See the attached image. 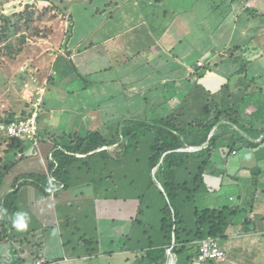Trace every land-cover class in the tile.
<instances>
[{"label":"crops","instance_id":"crops-1","mask_svg":"<svg viewBox=\"0 0 264 264\" xmlns=\"http://www.w3.org/2000/svg\"><path fill=\"white\" fill-rule=\"evenodd\" d=\"M158 1L155 0V2ZM200 1V6L203 7V13L200 16L203 19L208 18L209 9L218 7L219 2H224V0ZM229 2L225 16L212 31H208V36L203 34L200 36L198 32L195 37L197 42L194 44L186 40L187 32L193 30L192 28L197 25L199 19L198 12L192 7L179 9L170 15V22L165 24L162 30H159L156 46L153 45L151 50L158 49L153 52L142 51V48L149 47L137 38H129L126 42H120L119 39L122 36L120 32L107 36L101 35L97 39L93 38L91 33L84 45L81 43L85 39V34L83 37H78L79 34L74 35V28L67 44L65 35L63 38L59 36V39H54L55 42L61 43L60 47L51 48L49 51H52L42 60L44 63L49 60L47 69L50 68L54 71V76L44 92L38 118V132L44 136L42 141L45 144L42 147H39L38 142L24 144V149L28 153H32L37 146L41 151H47L50 154L53 146L52 140L49 138L51 132L76 133L81 126L97 124L101 114L92 106L95 102L102 103L101 110L105 106L109 110L110 104L118 106L126 101L131 104L145 103L144 97L149 98L148 103L150 104L163 102L176 104L180 101L178 97L183 94L186 96L196 94L199 97V102L203 103L204 98L206 99L208 95H214L222 103L242 100L243 121L238 126L234 123L221 121L219 126H216L212 131V133L221 131L225 134L228 142H235V146L227 156L220 150L216 153L212 164L204 174L202 190L203 195L211 194L212 199L218 200L217 206L206 207L218 208L229 205L230 200L234 199L232 194L228 195L222 192L223 188L221 187L224 185L230 187L235 191L236 203H238L234 205L240 206L242 210L246 209L248 215L237 214L230 221L225 230V236L219 238L220 246L225 252V260L214 261L212 264L235 263L240 255L241 246L259 247L264 243V81H258L259 79L263 80L262 76H264V0H229ZM247 5L255 15L249 17L250 15L245 12ZM256 10L260 14H256ZM154 13L159 16H167L165 9ZM126 14L129 13L125 12L122 16L123 22H126L124 18ZM254 16H259L257 22L254 21ZM240 17L241 22L238 24L237 21ZM147 18H149V13H147ZM177 18L179 19L177 20ZM174 19L176 20L173 21ZM203 19L201 20L203 21ZM226 23L230 26L224 29ZM133 26L125 27L132 37ZM249 28L251 36L248 39V46L243 43V40L247 39L244 36L248 34ZM203 40L205 42L209 40L210 45L204 46ZM68 43L70 44L68 45ZM241 45L249 47V52L245 51L246 47H243L247 63L244 65L234 64L236 57H230L233 55L230 53H238ZM80 48L81 50H79ZM231 48H233L232 51ZM94 52L97 54L96 57ZM81 53H86V57L80 58V64L86 61L91 65L78 71L77 55ZM33 54L37 57L45 53L38 51ZM205 54L208 56L204 59ZM199 60L203 62L202 66H197ZM190 68L193 69V72L195 71L193 74L189 72ZM112 71L116 73L112 74ZM202 71L204 72L202 76L197 75ZM260 72L263 73L259 74ZM45 73L39 74L40 76L34 74L40 79ZM93 74H97L95 81H93ZM89 75H91V79L88 81L85 78ZM78 79L79 81L74 84V81ZM255 80L257 81L255 82ZM226 84L228 87H225ZM256 85L260 87L261 91H247L249 87L252 90V86ZM258 93H261L259 96L261 99L256 96V94L259 95ZM21 107L18 108L19 114ZM133 110L139 111L137 108H133ZM40 138L38 141L41 140ZM63 140L64 138L61 140V144ZM1 146L3 150L6 147ZM192 147L200 149L201 146ZM220 148L226 149L227 147L223 145ZM10 185H7L6 188L8 189ZM29 186L36 188L39 197L45 198L47 195L55 198L52 192L45 193L35 185ZM18 196L15 200V209L20 200ZM248 200L249 205L247 204ZM54 204L56 209L61 204H65V201H56ZM94 206L92 213H89L88 210L81 211L85 217L81 218L85 220V226L90 229L92 227L96 233L95 235L81 233L82 236L79 237L76 244L80 250L76 252V255L75 253L71 254V251L67 252L65 246L67 242L62 237L60 227L56 228L55 224L48 226L50 228L44 227L51 233V239L48 240L49 244L46 247L53 248L52 252L45 250L44 241H41L40 238L31 241L23 236L28 234L27 230L12 234V226L9 229L10 232L4 233L7 235L5 241L10 243L12 248H16L15 245L19 242L18 249L23 253L27 251L26 256H31L30 260L21 256L19 259L22 264H35L38 258H45L46 263L44 264H78L76 262L80 257L85 260V264H138V262L186 264L172 251L173 244L168 246L162 236H157L158 240H154L148 234L147 229L142 231L143 234H148L147 238L149 239L144 245L138 243L137 240L130 244L118 240L119 243L116 244L115 239L106 234H103L101 239L97 234V231L100 230L96 224L97 211H104L105 207L96 208ZM99 217L100 221L105 222L106 218L103 215L100 214ZM110 219L115 224V217L107 218L108 221ZM140 221V219H136L139 224ZM66 222H68V216H66ZM112 229L115 231L114 228ZM32 230L34 231L35 228ZM130 232L126 228L123 231L119 229L118 235H122L125 239H131L133 235ZM8 239H10L9 242ZM23 240L27 245L23 246ZM161 249L164 251L162 252ZM254 254L256 253L253 251L252 256Z\"/></svg>","mask_w":264,"mask_h":264},{"label":"trees","instance_id":"trees-1","mask_svg":"<svg viewBox=\"0 0 264 264\" xmlns=\"http://www.w3.org/2000/svg\"><path fill=\"white\" fill-rule=\"evenodd\" d=\"M114 5L115 1H106L103 8H97L95 12L106 11L107 15L112 17L114 8L111 10L106 8ZM11 7L13 11L7 15L0 8V51L12 48L14 57L11 59L17 58V69L23 61H29L31 67L38 66L37 72L35 69L34 73H45V69L39 65L44 63L42 60L51 51L36 57L32 52V46L35 44L29 37H47L48 32L54 31L53 27L46 26L43 21L46 16L57 17V14L51 11L58 7L48 0H14ZM255 13L260 14L257 10ZM61 21H64L63 15L57 22ZM73 25L74 20L69 14L67 25L60 30L66 37V44ZM60 26L61 24L58 27ZM26 44L29 45L27 50L33 55H28L26 51L24 55L20 51ZM6 54L0 53V66L3 64L2 57L10 56ZM22 58L24 60H21ZM203 71L197 75L202 76ZM225 87H228L227 84ZM189 95L183 94L178 97L180 101L176 104L166 102L149 104V98L144 97L145 103L140 107L141 114L133 110L132 104L130 106L126 103L118 106L110 104L109 110L106 106L101 110L102 103L95 102L92 106L101 114L97 124L81 126L76 133L66 131L49 133L53 146L47 156L46 171L41 174L31 171L23 176H17L8 189L2 187V183L11 163L3 161L0 157L1 209L6 210L0 215V225L4 229L0 231V239L5 240L7 237L4 234L5 230L11 228L9 223L12 211L15 209V200L23 184L35 185L45 193L52 192L58 201V196L64 190L77 187L79 182L83 186H90L94 193H98L113 192L126 180L129 186L136 190L141 187V193L137 195L139 198L147 197L149 186H153L163 198V204L159 207L161 216L158 224L161 236L168 246L173 244L171 249L179 256L178 258H182L186 264H191L200 240L207 236L223 238L230 221L244 210L236 205L218 208L194 206L193 225L188 226L178 203L189 201L204 187V174L216 153L220 150L227 156L235 146V142H228L221 131L213 132L208 138L209 133L219 126L221 121L238 126L244 119V113L242 100L222 103L214 95H208L203 103L199 102L198 95ZM30 110L31 103L28 102L21 108L17 117L29 115ZM15 115L16 111L13 109L4 110L0 114V122L7 123L14 119ZM39 137L42 141L44 136L38 132L36 142ZM1 140L0 143L6 146L5 151H9L11 146H17L15 157L25 156L22 153L25 140L5 135L1 136ZM29 143L34 144L33 141ZM204 143L206 145H203ZM223 145L227 148L221 149ZM188 146L201 147L192 151L180 150ZM154 166L156 168L152 172ZM132 171L136 176H130L129 172ZM39 178H44L45 183ZM157 183L161 188L156 185ZM73 184L75 185L71 186ZM214 261L216 260L210 259L203 261L202 264H212Z\"/></svg>","mask_w":264,"mask_h":264},{"label":"rangeland","instance_id":"rangeland-1","mask_svg":"<svg viewBox=\"0 0 264 264\" xmlns=\"http://www.w3.org/2000/svg\"><path fill=\"white\" fill-rule=\"evenodd\" d=\"M14 0H3V2H0V8L3 10L4 3H13ZM49 2H52L55 6L58 7V9H53L51 12L56 13L57 17H48L44 19V23L46 26L53 27V34L48 32L47 37L43 36H34L29 37L33 40V43L35 44L32 46V52H49V50L59 48L61 43L55 42L54 39L58 38L59 36L61 38L64 37L62 31L64 26L67 25V18L69 14H71V17L74 20V29L73 33L74 35L79 34L78 37H83L85 34V39L82 41L81 44L84 45L85 41H88V35L92 33V37L97 39L101 35H110V34H116L120 32L122 35L119 39L120 42H126L127 39L131 38H137L141 42H143L146 46L149 48H142V51H152V46H156V37L159 30H162L163 26L170 22V15L172 13H175L179 9H185L186 7H192L195 9L199 16H198V23L195 27H193L192 31L187 32L186 40L194 44L197 42V38H195L198 35V32L203 35L208 36V31H212L217 23L225 16V13L227 12L228 4H230L229 0H224L222 3H218V7L214 9H209L208 18L201 17L200 15L203 13V7L201 5L200 0H159L158 2H155V0H112L116 2V5L114 7H107L106 10H111L114 8L113 16L107 15V12L104 13H96L95 10L97 8H103V4L106 1L110 0H48ZM205 2H209V0H206ZM46 3V2H43ZM41 3V4H43ZM189 6H187V5ZM186 5V6H185ZM212 8V7H211ZM137 9V11H136ZM167 11V16H159L155 15L154 12L158 13L160 10ZM146 10V11H144ZM155 10V11H154ZM125 12L129 13L125 15L126 22H123L121 20L125 14ZM245 12L250 15L249 17L255 15L254 12H252L251 9H249V5H247V8L245 7ZM147 13H149V18H147ZM63 15L64 21H61L60 23L57 22L59 20V17ZM179 18H177L178 20ZM203 19V21L201 20ZM230 19V17H229ZM62 20V19H61ZM174 19L173 21H175ZM241 17L237 21L239 24L241 21ZM259 20V16H254V21L257 22ZM128 22V23H127ZM59 24H61L60 27ZM134 27V34L133 37L130 36V33L125 29V27ZM230 24L226 23L224 29L228 28ZM235 29L237 27H234ZM239 30V29H237ZM236 30V31H237ZM95 31V32H92ZM250 28L247 35L244 36V38H247L243 40L246 45H248L249 36L250 35ZM97 33V34H96ZM129 34V35H128ZM260 39V38H259ZM70 42V41H69ZM234 42V39H233ZM15 43V42H13ZM201 43V42H200ZM203 45H210V41L208 40L205 42L202 41ZM70 43H68L69 45ZM13 45V44H12ZM249 46V45H248ZM12 47V46H11ZM27 47H29L28 44L23 45L20 48V51H22L25 55V51L28 55L31 54ZM243 47L245 48V51L249 52V47L245 45H241L240 50L238 53H233L230 57H236L234 64L240 63L241 65L246 64L245 60V53L243 51ZM207 48V47H206ZM229 48V47H228ZM227 48V49H228ZM158 48H155L153 51H155ZM12 48H9L7 50L1 49L0 53L6 52V56L9 54L10 56H3L2 57V65L0 66V114L3 113L4 110L13 109L18 112V108L20 106H24V104L30 102L29 94L35 89V84L31 82L30 75H32L34 78H37V76H40L39 74L36 76L34 74L35 69L37 72V65L34 67L30 66L29 61H23L22 64L19 66V68H16V59H11L13 56V52L11 51ZM76 50V48H74ZM81 50V48L79 49ZM233 48H231V51ZM52 51V50H51ZM152 51V52H153ZM86 53H81L80 55H77L78 58V66L79 70H82L85 68V66L91 65L87 64L86 61L82 64L81 59H84L86 57ZM2 55V54H1ZM0 55V57H1ZM227 55V54H226ZM94 56L96 57L97 54L94 52ZM208 56V54H205L204 57ZM225 56V55H223ZM16 57V56H15ZM87 59V58H86ZM205 59V58H204ZM21 60H24L23 58ZM89 60V59H88ZM249 63V62H248ZM259 63V62H258ZM49 65V60L46 63H41L39 65L40 68L45 69L44 72H46L40 79L41 81L44 78H47L48 85L51 82V78L54 76V71L50 68L47 69ZM90 67V66H89ZM24 71L25 73H21ZM43 73V72H42ZM40 73V74H42ZM112 74L116 73L115 71L111 72ZM249 75V71L247 72ZM263 72H260L259 74H262ZM26 75V77H25ZM27 78V79H26ZM258 79V77H256ZM24 79V80H23ZM86 80L91 79V75H89ZM97 79V74H93V81ZM264 81V76H262ZM77 81H74V84L77 83ZM257 80H255L256 82ZM34 84V86H33ZM257 86V85H256ZM255 86V87H256ZM32 87V89H31ZM252 86V90L249 87L247 91L249 92H258L261 91L260 87L257 86L255 88ZM264 88V86H263ZM264 91V90H263ZM255 94V93H254ZM259 94V93H258ZM256 96H261V93L259 95L256 94ZM246 98V97H245ZM256 98V97H255ZM258 99H261L260 97ZM100 103V102H99ZM130 106V102H126ZM150 104V103H149ZM104 105V104H103ZM26 106V105H25ZM132 106L134 108L139 109L138 113L141 114L142 110L140 109L141 103H133ZM243 106V103L241 104ZM21 107V108H22ZM40 113V111H39ZM17 114L15 116H17ZM68 132V131H66ZM60 133V132H59ZM3 134L0 133V141L1 136ZM29 144L28 140H25L23 144ZM38 143L40 144L39 147L44 146L45 142L39 140ZM2 144L0 143V157L3 158V161L11 163V167L9 169V172L6 174L5 179L2 183V187H6L7 185L12 184V182L15 180L17 176H23L25 174L30 173L33 171L34 173H42L46 171V163H47V156L49 155V152L41 151L37 146H35V149L32 153H28L25 149L23 150V154L25 155L23 158H16L14 153L17 152L18 148L17 146H11L9 148V151L3 150ZM49 150V149H48ZM5 157V158H4ZM232 159V158H230ZM152 171V169H151ZM145 173V171H144ZM130 176H134L135 173L129 172ZM146 175V174H145ZM136 176V175H135ZM73 178V176H72ZM42 183H45L44 178H39ZM28 185H21L19 189V203L16 209H14L11 215L10 225L12 226V220L15 218L16 213H26L28 217V227L27 231L28 234H25L23 236L27 237V239L34 241L37 238H40L41 241H44L43 245L45 246V250L48 252H52L53 248H47L46 246L49 244V241L51 239L50 231L45 230L44 227L52 226L53 224L57 227H60L61 234L66 243V250L67 252L71 251L72 253L77 254L76 252H79V248L76 247L77 240L80 236H82V232H85L86 234H93L95 235V230L91 227L85 226L84 219L81 218L84 215L81 213V211H89V213L94 212L93 206L95 205L96 208L99 207H105V210H99L97 211V220L96 224L98 228L100 229L97 231V234L99 236L103 237V234H106L108 236L113 237L115 240L114 242L118 244L119 241H124L128 244L133 243L137 240L138 243H141L142 245L146 244L148 242L147 235H151L154 240H158L156 238L157 236H161V232L159 231L158 224L160 219V211L159 207L163 204V198L158 194V192L154 189L153 186L148 187V194L147 197L142 199L139 198L137 195L141 193L140 188L137 190L135 188H132V186H129V183L123 182L119 189L114 190L113 192L110 191H98V193H94L93 188L90 186H83L81 182L77 184L75 188L66 189L64 190L58 197V201H65V204H61L55 209V204L57 200L51 196H45L39 197L38 192L36 191V188H33ZM75 184L71 185L74 186ZM158 186V184H156ZM15 187V186H14ZM159 187V186H158ZM223 193L225 194H232L234 197L233 200H230L228 203L230 206L236 203V195L235 191L233 189H230L228 186H223ZM203 188L199 190L198 193H196L189 201L186 202H180L178 203V207L183 211L184 218L187 222L188 226L193 225V210L194 206L197 207H206V206H217L218 200L212 199L211 194H205L203 195ZM0 196H1V190H0ZM38 196V198H37ZM125 196V197H124ZM227 201V200H226ZM225 201V202H226ZM95 203V204H93ZM249 203V200L247 204ZM69 204V205H68ZM145 204L148 206L146 207ZM249 205V204H248ZM94 206V207H95ZM2 207L1 204V198H0V209ZM139 209H142V211H138ZM249 209V208H248ZM103 215L105 219V222L100 221V217ZM245 214L244 216L248 215L247 210L241 211V215ZM66 216H68V222H66ZM112 216L115 217V224L111 222V219L108 221L107 218H111ZM99 217V218H98ZM85 218V217H84ZM94 218V216H93ZM136 219H140L141 223H137ZM13 227V226H12ZM76 227H79V229H76ZM35 228L33 231L32 229ZM50 228V227H48ZM114 228L115 231H112ZM127 229L128 232H130L133 235V238L131 239H125L122 235H118L119 229L122 231L124 229ZM147 229V233L143 234V230ZM3 227L0 225V231H3ZM6 232H10L9 229L5 230ZM17 231L23 232L25 230H17L13 227L12 234L16 233ZM110 237V238H111ZM10 239H8V242ZM69 241V242H68ZM23 246L26 244V241L23 240ZM137 243V244H138ZM19 242L15 245L16 248H12L10 246V243H7L5 240H0V263L2 264H22L21 260L19 259L21 256L27 257L29 260L31 259V256H26V252H21L20 249H18ZM27 245V244H26ZM75 250H72L73 248ZM101 247V246H100ZM99 247L97 246V249ZM102 248V247H101ZM26 249V248H25ZM253 251L256 253L254 256H252ZM217 261V260H216ZM78 264H85V260L81 257L76 262ZM50 264V263H49ZM137 264V263H135ZM138 264H145L142 262H138ZM231 264H264V243L260 245L259 247L247 245L245 247L241 246V251L239 257H237V261L235 263Z\"/></svg>","mask_w":264,"mask_h":264},{"label":"built area","instance_id":"built-area-1","mask_svg":"<svg viewBox=\"0 0 264 264\" xmlns=\"http://www.w3.org/2000/svg\"><path fill=\"white\" fill-rule=\"evenodd\" d=\"M203 62L198 61L197 66H202ZM193 73V69H189ZM30 80L35 84V89L29 94L31 103L30 114L25 117H15L7 123L0 122V132L9 137L17 138L20 140L33 141L36 144V135L38 134L39 124V111L41 109L43 95L48 85L47 78L39 81L30 75ZM215 259L217 261L225 260V252L220 246L217 237L207 236L200 240V244L196 255L194 256L191 264H202L203 261ZM46 263L45 258H38L35 264Z\"/></svg>","mask_w":264,"mask_h":264},{"label":"clouds","instance_id":"clouds-1","mask_svg":"<svg viewBox=\"0 0 264 264\" xmlns=\"http://www.w3.org/2000/svg\"><path fill=\"white\" fill-rule=\"evenodd\" d=\"M0 2H3V0H0ZM11 11H13L11 7V3H4L3 6V12L4 14H10ZM6 210L0 209V215H3V213ZM12 226L16 228L17 230H26L28 227V217L26 213H16L15 218L12 220Z\"/></svg>","mask_w":264,"mask_h":264},{"label":"water","instance_id":"water-1","mask_svg":"<svg viewBox=\"0 0 264 264\" xmlns=\"http://www.w3.org/2000/svg\"><path fill=\"white\" fill-rule=\"evenodd\" d=\"M211 134H212V132L209 133L208 138H209V136H210ZM195 149H197V147L188 146V147H186V148H180V150H188V151L195 150ZM80 155H84V154H80ZM155 168H156V166H154V167L152 168V172L155 170ZM157 184H158V186L161 188L160 184H159V183H157Z\"/></svg>","mask_w":264,"mask_h":264}]
</instances>
